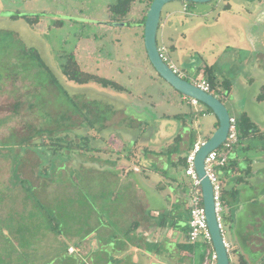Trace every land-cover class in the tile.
<instances>
[{"label": "rangeland", "instance_id": "374dc122", "mask_svg": "<svg viewBox=\"0 0 264 264\" xmlns=\"http://www.w3.org/2000/svg\"><path fill=\"white\" fill-rule=\"evenodd\" d=\"M116 1L0 0V31L13 33L25 47L37 50L50 70L49 76L34 66L16 70V64L23 66L24 61L14 62L13 55L12 60L0 58V264H31L21 247L14 246L20 240L11 234L5 238L6 232L42 233L44 228L39 230V227L46 220L57 232L84 235L86 204L89 203L87 183L97 187L104 182L109 188L113 184L108 181L106 171L101 170L102 166L117 163L119 155H127L133 149L131 143L135 144L134 140L141 132L145 133L147 127L159 128L155 126L156 115L165 118L189 108L197 112L206 109L202 104L190 107L182 101L181 94L157 75L146 56L143 27L134 22L129 26L109 23L107 7ZM226 5L230 6L229 11L224 10ZM165 7L160 23L169 6ZM145 8L146 0H136L128 18L139 19ZM197 9L205 10L206 16ZM248 13L254 14L249 15L252 19L248 20L246 31L250 37L249 47L246 42L243 47L236 48L231 44L239 39V31L230 28L226 32L231 34H225V30L231 24L236 26ZM16 14L40 15L39 22L31 26L23 19L10 18ZM176 19L179 48L172 50L169 40L164 38V42L169 49L168 57L184 74L183 79L191 82L194 77L202 76L198 71L200 66L214 64L220 80H228L231 84V92L222 102L229 116L246 113L255 125L264 128V102L256 100L264 88V60L257 54L264 51V0L253 3L214 0L192 4L186 15L182 13ZM197 22H201V26L193 30ZM225 40H231L228 47L222 46ZM69 54L74 55L82 71L116 82L125 90L119 93L94 84L67 82L61 74V65ZM161 121L165 120L160 119L157 123L161 124ZM213 121H216L214 115H198L194 120V129L201 139L210 137V132L215 131L211 127ZM138 123H147V126L141 127ZM121 139L125 141L123 145ZM50 140L58 141L61 152L50 156L47 148L50 146L52 150L56 146ZM42 141L45 149H40ZM70 142L72 145L68 146ZM249 144L260 145L261 142ZM171 146L173 143L168 148ZM255 155L250 154L253 160ZM147 162L143 157L135 156L125 161L124 168L132 173L133 165L143 167ZM60 164L68 165L70 170L63 171L62 166H57ZM38 165L49 171L55 168V171H48L46 180L37 181ZM172 172L175 173V169L172 168ZM19 173L25 181H21ZM17 178L22 192L18 189L15 200L12 198L11 201L4 196L5 189L9 192L10 188L4 187L15 184ZM65 179L72 186L71 206L64 209L63 199L57 204L50 200L48 205L43 194L53 190V195L61 194L58 189L62 187L58 186L64 184ZM257 183V179L252 182L253 185ZM262 186H259L260 195H256L254 189H247L233 202L222 203L221 216L227 215L228 222L224 223L226 240L229 241L230 236L233 238L230 233H236V237L241 233L264 235ZM95 187L94 192H98ZM23 193H26L27 206L21 203ZM252 196L262 204L252 205ZM121 197L120 193V201ZM120 207L126 209L124 202ZM73 247L75 256L69 258L61 251L42 253L41 256L48 264H73L74 257L84 264L85 257L78 251L79 244ZM199 249V254L206 251L203 246ZM11 256L6 263V258ZM230 256L234 264L236 257L231 246ZM253 256L258 257V254Z\"/></svg>", "mask_w": 264, "mask_h": 264}, {"label": "crops", "instance_id": "0c3cea01", "mask_svg": "<svg viewBox=\"0 0 264 264\" xmlns=\"http://www.w3.org/2000/svg\"><path fill=\"white\" fill-rule=\"evenodd\" d=\"M247 2L253 3L254 0H247ZM256 5L259 6L258 4ZM165 6L169 7L166 9L161 23L159 22V28H161L159 39L163 42L164 38L169 40L172 50L177 51L180 37L177 34L175 35L177 31L175 20L182 13L186 15L189 6L181 2L168 3ZM165 6L163 9L166 8ZM184 6H186L185 11ZM197 10L206 16L205 10ZM227 11H229V8ZM250 14L253 13L242 16L244 18L236 26L231 24L225 30V34H231L226 32L230 28L239 31V39L231 44L236 48H240V45L243 47L250 40L246 32L249 25L248 20L252 19V16L249 18ZM243 19H245L244 22ZM200 23L194 24L192 29L199 28L201 26ZM182 38H185V36L182 35ZM230 42L231 40H225L222 46L228 47ZM257 54L258 58L263 61L264 51H259ZM172 63L177 67L174 62ZM211 66L214 69V64H211ZM199 68H203V66ZM216 76L221 79L217 74ZM190 110L197 113L193 108H189L188 111H183L179 114H187ZM199 112H205V109H200ZM204 116L212 115L205 112ZM155 117L157 118L155 126L159 128L156 129L154 126L147 127L145 129L146 132L143 134L141 132L139 138L134 140L135 144L134 142L131 143L133 149L131 148L127 155H119L117 163L103 164L104 166H102L101 170L106 171L108 181L113 182L110 188L108 183L104 182L98 184L100 187L87 183L86 192L89 203L86 204L84 235L57 232L58 230L55 227L48 226L46 220L45 224L41 223L42 225L39 227V230L42 227L44 228L42 233H5V238L11 234V237L20 240V243L15 242L14 246L16 248L21 247V251L28 258L29 263L48 264L41 256L42 253H54L55 251L65 253V257L68 258L75 256L76 251L73 245L79 244L78 251L85 257L84 264H203L209 247L202 243H197L193 245L194 247L188 249L189 244L185 234L189 219L188 188L190 180L184 175L183 168L175 166L180 158H185L188 155L192 147L190 145V133L193 130L195 131V140L200 137L194 129L196 128L194 122L190 123L187 121L186 125H182L173 119L161 118L157 115ZM160 119L165 121H161V124H158L157 121ZM215 122L213 121L211 124L212 129H214ZM138 124L141 127L147 126V123ZM255 126L260 132L264 131V128ZM177 135H181L179 144L173 142ZM124 142L121 139L120 143L122 145ZM172 143L173 146L168 148ZM140 144L143 147H140ZM135 156L143 157L146 162L148 161V164L143 167L133 165L132 173H130L124 168V163L130 158H135ZM233 157H238L240 167L245 168L242 154L235 153ZM256 157L251 164L249 177L238 186L233 182L235 175L218 173L221 189L230 191L235 188L236 190L234 198L226 197V204L233 202L240 194H244L247 189H254L255 194L260 195L259 186L263 185L262 190L264 191V158L262 155H257ZM151 162H155V164ZM57 166L59 168L62 166L65 172L70 170L66 164ZM37 167L38 171L35 174L37 181L46 180L47 176L45 175L49 171L48 168L40 165ZM172 168L175 169V173H171ZM53 171H55V168ZM18 175L22 182L26 180L20 173ZM156 176L159 179L155 180ZM19 178L17 180L14 179L15 184H9L4 187L10 188L9 192L5 189L6 194L4 195L10 200L12 198L15 200L18 189L22 192V185L18 184ZM162 178L164 180H160ZM254 179H257L258 183L256 185L252 184ZM66 181L65 179L64 184H59L58 186L62 187L58 189L61 194L53 195L54 190L53 192L48 191L49 194L45 191L43 200L48 205H50V200L53 204H57L63 199L64 209L71 206L73 191L71 190V184L69 182L66 183ZM94 187L98 192H94ZM125 190L126 192L123 193L122 191ZM120 193L122 194L121 201L119 198ZM262 198H264V195H262ZM20 199L23 205H28L25 201L26 193H23ZM11 201H8V203ZM121 202L126 205L125 210L120 207ZM250 203L256 206L262 204L257 203L254 196H252ZM225 217L224 223L228 224L227 215ZM14 229L15 231L19 230L17 225ZM231 234H233V238L230 236L228 241L225 239L224 233V239L231 246L234 256L242 255L247 264H257L264 254V235L261 233H241V236L236 237V233ZM201 246L205 247L206 251L199 254ZM254 254H258V257H254ZM11 259L12 256L7 257L6 263ZM253 261L256 262L254 263ZM72 262L73 264L82 263V261L78 260V257H74Z\"/></svg>", "mask_w": 264, "mask_h": 264}, {"label": "trees", "instance_id": "16d2710c", "mask_svg": "<svg viewBox=\"0 0 264 264\" xmlns=\"http://www.w3.org/2000/svg\"><path fill=\"white\" fill-rule=\"evenodd\" d=\"M135 1L136 0H117L115 4L109 5L107 7V13L109 16L108 18H110L109 23L121 25V26L125 24L124 26H129L132 22H134L140 25L141 27H143L145 16L153 0H146V8L143 10L142 16L139 19H129L128 16L131 13V8ZM183 4H185L186 6L192 5V3H183ZM228 8H229L228 5L224 6V10H227ZM10 18L23 19L27 24L32 26L39 22L40 15H34L28 17L26 15L16 14L10 16ZM12 55L15 57V58L12 57L15 59V61L13 60L14 62H17L19 59L20 61H24L23 66H19V64H16L15 67L16 70L24 67L28 69L30 66H34L41 69L43 72L48 73L49 76L50 70L48 66L41 59L37 50L31 47L29 48L25 47L15 37L13 33L0 31V58L7 57L9 60H12L11 59ZM198 71L199 72L201 71L202 78L208 83L210 92L213 95H215L221 102H223V99L225 100L231 92L230 82L228 80L218 79L213 67L205 66L203 68H199ZM61 74L67 82L73 83L75 85L94 84L100 88H108L110 90L119 93L125 90L123 86L117 84L116 82L82 71L79 68L78 63L73 54H69L65 56V61L61 65ZM256 100L258 102H264V88L262 89L261 93L257 96ZM186 104L188 103L186 102ZM205 112L211 113V111L208 108L205 109ZM198 115H202V113L201 112L195 113L192 110H190L187 114H175L165 118L173 119L180 122V124L182 125H186L187 121H189L190 123L194 122V120L197 118ZM236 119H237V129H238V141L230 151L226 164L223 167L217 169V175L219 172L224 175H228V174L235 175V179L233 182L236 186H238L241 183L245 182L246 179L249 177L251 171V164L253 163V157L250 156V154L255 153L256 154L255 156L260 154L264 158V131L260 132L246 113H240L239 116L236 117ZM217 126L218 123L216 120L214 124V129H216ZM195 138H196L195 131L193 130L190 133L191 146L196 142ZM207 139H209V136L206 137L205 140ZM180 140H181V135H177L174 139V143L179 144ZM252 141H257L259 143L261 142V144L260 145L249 144ZM50 142L56 145L54 148H52V150H50L51 148L50 146L49 148H47V152L51 154V156L61 152L60 147H58L57 145L58 142L57 140L55 141L50 140ZM69 144L70 145L68 144L67 145L68 146L72 145L71 142ZM45 147L46 146H44L42 141V146H40V149L42 148L45 149ZM235 153L242 154L245 163V168L240 167L238 162V157H233ZM185 161H186V157L185 158L182 157L178 160V163L175 166L185 169L186 167ZM235 194H236L235 188L231 189L230 191L221 189V200L223 204L226 203L227 201L226 197L232 199L235 197ZM221 217L224 223L226 217L225 215ZM188 230L189 229L187 223V228L185 233L186 239H187ZM192 247L194 246L191 244L188 245V249H191ZM231 264H233V261H231ZM234 264H247V263L242 255H237ZM257 264H264V254L262 255L260 261Z\"/></svg>", "mask_w": 264, "mask_h": 264}, {"label": "water", "instance_id": "95a60500", "mask_svg": "<svg viewBox=\"0 0 264 264\" xmlns=\"http://www.w3.org/2000/svg\"><path fill=\"white\" fill-rule=\"evenodd\" d=\"M212 1L214 0H153L145 16L143 41L147 59L157 75L177 93L187 98L194 99L198 103L204 105L211 111V114L214 115L217 120V128L195 155L194 169L197 177L200 179L207 227L211 235L212 247L216 255L215 264H229V253L224 246L223 237L216 219L212 186L204 171V159L206 155L219 148L227 136L229 113L224 104L215 95L203 92L190 82L174 74L168 65L159 57L156 40L161 11L166 4L171 2L206 4Z\"/></svg>", "mask_w": 264, "mask_h": 264}, {"label": "built area", "instance_id": "2783aa9c", "mask_svg": "<svg viewBox=\"0 0 264 264\" xmlns=\"http://www.w3.org/2000/svg\"><path fill=\"white\" fill-rule=\"evenodd\" d=\"M186 10V6H184V11ZM168 47L165 43L159 39L157 42V51L159 57L162 59L164 63L168 65V67L172 70L174 74H176L181 79L184 78V74L171 62L168 57ZM199 77V78H198ZM194 77L190 82L192 85L202 90L203 92L210 93V88L208 83L202 78V76ZM189 82V81H188ZM182 100L187 102L192 107L200 106L194 99L187 98L185 96L182 97ZM199 112V111H198ZM202 116L205 115V112H201ZM205 139H197L196 142L192 145L188 155L186 156V167L184 169V175L189 178V188H188V233H187V243L191 245H195L197 243H202L205 246L209 247L206 251V257L204 259L203 264H215L216 263V255L214 253L211 241V235L207 227L205 210L203 206L202 200V191L200 187V179L197 177L195 169H194V160L195 155L199 151L200 147L205 143ZM238 141V129H237V119L235 116H229V127L227 136L221 146L210 153H208L204 159V171L205 175L210 181L213 192V202L216 213V219L221 231V235L223 237V242L226 250L229 253L230 263L231 264V256H230V245L226 243L224 239V227L223 221L221 217L222 209V200H221V184L217 175V169L223 167L227 160L228 155L234 145H236Z\"/></svg>", "mask_w": 264, "mask_h": 264}]
</instances>
